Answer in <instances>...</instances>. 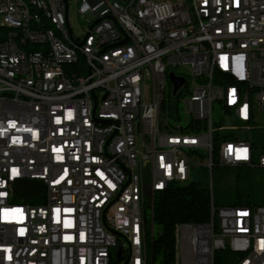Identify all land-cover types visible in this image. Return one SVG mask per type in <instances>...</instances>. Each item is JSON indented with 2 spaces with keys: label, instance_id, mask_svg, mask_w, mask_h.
<instances>
[{
  "label": "built area",
  "instance_id": "1",
  "mask_svg": "<svg viewBox=\"0 0 264 264\" xmlns=\"http://www.w3.org/2000/svg\"><path fill=\"white\" fill-rule=\"evenodd\" d=\"M35 1L85 46L90 80L64 74L76 59L36 9L0 0V264H154L155 193L211 186L213 150L219 165L264 167V0H73L80 33L68 0ZM170 73L184 81L168 104ZM29 179L42 188L22 201L14 183ZM174 238V264H215L219 249L264 264V205L211 203Z\"/></svg>",
  "mask_w": 264,
  "mask_h": 264
},
{
  "label": "trees",
  "instance_id": "2",
  "mask_svg": "<svg viewBox=\"0 0 264 264\" xmlns=\"http://www.w3.org/2000/svg\"><path fill=\"white\" fill-rule=\"evenodd\" d=\"M178 95L168 94V104L173 98L176 102ZM216 144L217 137L214 136V146ZM212 161L211 186L206 180H194L185 185H170L155 193L152 219L147 223L150 228V222H153V233L151 235L149 229L148 240L153 263L158 260L160 264H174L175 225L209 221L211 203L215 208L264 205V167L219 165L215 150ZM232 255L227 249L216 250L214 262L227 264Z\"/></svg>",
  "mask_w": 264,
  "mask_h": 264
},
{
  "label": "bare ground",
  "instance_id": "3",
  "mask_svg": "<svg viewBox=\"0 0 264 264\" xmlns=\"http://www.w3.org/2000/svg\"><path fill=\"white\" fill-rule=\"evenodd\" d=\"M23 6L31 9H36L39 14V21L42 22L45 31L51 33L52 39L58 41L65 51L74 55L76 63L73 66H64V74H74L81 72L80 81L90 80V63L89 54L86 53L85 46L80 42H76L75 37L67 33V28L64 25H59L54 16L48 13V8L44 1L35 0H20ZM108 6H117V0H105ZM121 11H129V3H121ZM6 29H15V22H6ZM16 45H24L27 40V32L14 31ZM25 60H34V52L25 53ZM4 69H13V61H4ZM60 83H72L71 75L60 76ZM191 92H200V84H191Z\"/></svg>",
  "mask_w": 264,
  "mask_h": 264
},
{
  "label": "water",
  "instance_id": "4",
  "mask_svg": "<svg viewBox=\"0 0 264 264\" xmlns=\"http://www.w3.org/2000/svg\"><path fill=\"white\" fill-rule=\"evenodd\" d=\"M118 28L122 31L121 27ZM126 41V37L120 41L123 43ZM169 82L172 85L171 94L174 95L178 87L183 83L184 79L181 77L175 76L173 73H170ZM172 103V102H171ZM42 188V182L38 179H29V180H17L14 183V191L17 197H19L22 201H27L32 198L37 192H39Z\"/></svg>",
  "mask_w": 264,
  "mask_h": 264
},
{
  "label": "rangeland",
  "instance_id": "5",
  "mask_svg": "<svg viewBox=\"0 0 264 264\" xmlns=\"http://www.w3.org/2000/svg\"><path fill=\"white\" fill-rule=\"evenodd\" d=\"M68 3H69V20H70L71 26L76 33H80V29H79V26H78L77 21H76L74 1L68 0ZM178 108H179V110L181 109L180 103H178ZM221 118H222L221 108L218 105H215L213 108V119L215 121H219ZM226 121L227 122H225V119H224V122L226 124L224 126H222L220 128V130L222 132H226V133L233 132V127L229 124L228 120H226ZM224 122H222V123H224ZM154 232H155V230H154ZM179 257H180V248L177 249V262L179 261ZM154 264H160V263L158 262V260H156V261H154ZM178 264H180V262Z\"/></svg>",
  "mask_w": 264,
  "mask_h": 264
}]
</instances>
